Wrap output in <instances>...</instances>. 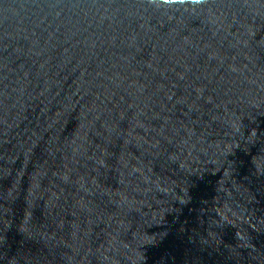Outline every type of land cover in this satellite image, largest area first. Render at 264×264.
Masks as SVG:
<instances>
[{
	"label": "water",
	"instance_id": "obj_1",
	"mask_svg": "<svg viewBox=\"0 0 264 264\" xmlns=\"http://www.w3.org/2000/svg\"><path fill=\"white\" fill-rule=\"evenodd\" d=\"M0 264H264V0H0Z\"/></svg>",
	"mask_w": 264,
	"mask_h": 264
},
{
	"label": "bare ground",
	"instance_id": "obj_2",
	"mask_svg": "<svg viewBox=\"0 0 264 264\" xmlns=\"http://www.w3.org/2000/svg\"><path fill=\"white\" fill-rule=\"evenodd\" d=\"M164 3H174V2H181V1H188V0H158Z\"/></svg>",
	"mask_w": 264,
	"mask_h": 264
}]
</instances>
